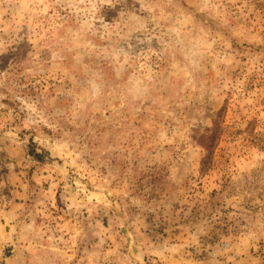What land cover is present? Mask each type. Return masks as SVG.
<instances>
[{"label": "rangeland", "instance_id": "374dc122", "mask_svg": "<svg viewBox=\"0 0 264 264\" xmlns=\"http://www.w3.org/2000/svg\"><path fill=\"white\" fill-rule=\"evenodd\" d=\"M0 264H264V0H0Z\"/></svg>", "mask_w": 264, "mask_h": 264}, {"label": "trees", "instance_id": "16d2710c", "mask_svg": "<svg viewBox=\"0 0 264 264\" xmlns=\"http://www.w3.org/2000/svg\"><path fill=\"white\" fill-rule=\"evenodd\" d=\"M217 126V125H216ZM216 126L211 130L209 135H205L201 137V141L200 144L203 145V147L205 148V150L207 151V155L205 157V159L202 162L203 165V169L204 167L209 164L210 160H211V155L213 154V150L214 147L216 145L217 142V128ZM31 154L37 156V158H41V155L35 153L34 151H31Z\"/></svg>", "mask_w": 264, "mask_h": 264}]
</instances>
